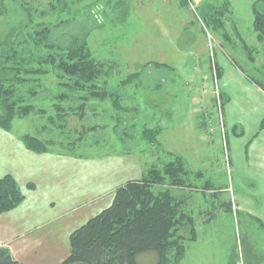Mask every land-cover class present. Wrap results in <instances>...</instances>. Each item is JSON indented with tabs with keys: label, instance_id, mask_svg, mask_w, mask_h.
I'll return each instance as SVG.
<instances>
[{
	"label": "rangeland",
	"instance_id": "1",
	"mask_svg": "<svg viewBox=\"0 0 264 264\" xmlns=\"http://www.w3.org/2000/svg\"><path fill=\"white\" fill-rule=\"evenodd\" d=\"M16 1H4L9 12L0 16V38L18 17ZM20 1L48 11L44 20L68 19L61 29L65 33L87 32L93 56L114 64L105 84L115 97H123L122 106L138 112L129 122L131 115L119 113L106 94L86 103L61 101L68 115L60 128L47 119L56 112L45 93L33 102V112L15 118L9 130L0 128V153L7 155L26 148L24 134L49 140L43 153L26 148L42 155L38 177L48 192L52 187L59 192L57 178L67 179L66 193L72 196L62 200L65 206L73 204L72 209L67 207L64 218L45 226H56L46 241L63 242L71 225L74 231L107 207L117 187L139 178L167 150L184 157L187 167L203 176H191L195 186L177 192L188 196L186 212L193 226L191 231L182 224L179 230L184 253L178 264H264V168L254 161L249 145L256 133L253 147L264 135L259 127L263 97L254 88L264 92L253 82H264V52L252 23L254 8L264 2L122 0L125 5L119 6V0H62L59 6L65 9L57 12L51 4L60 0ZM136 70L141 71L138 85L120 87V80ZM55 83L53 74L41 76V88ZM145 125L162 130L158 147L141 139ZM74 160L81 162L76 180L70 178V169L53 178L52 163L64 161L67 166ZM35 181L30 180L34 187ZM136 259L155 264L157 253L142 250Z\"/></svg>",
	"mask_w": 264,
	"mask_h": 264
},
{
	"label": "trees",
	"instance_id": "2",
	"mask_svg": "<svg viewBox=\"0 0 264 264\" xmlns=\"http://www.w3.org/2000/svg\"><path fill=\"white\" fill-rule=\"evenodd\" d=\"M4 1L0 0V16L9 12ZM61 2L51 4V10H64L65 7L59 6ZM118 4L125 5L122 0ZM15 8L18 17L0 38L1 129L9 130L15 118L33 112V102L40 100L45 93L53 101L56 112V117L49 114L47 119L56 127L62 128L68 115L67 108L59 104L61 101L73 99L86 103L99 96L103 98L105 94L119 113H128L131 115L129 122L134 121L138 114L136 109L122 106L123 97L120 94L115 97L105 84L114 73L113 62L93 56L87 32L65 33L61 29L69 23L68 19L44 20L48 11H37L36 7L20 0L16 1ZM124 9L126 14L127 8ZM33 11L38 13L36 19ZM252 21L256 41L264 52V4L254 8ZM47 74H53L56 83L43 89L41 76ZM140 74V70L130 73L120 80L119 86L138 85ZM253 82L264 92V82ZM39 111L43 112L42 109ZM259 127H264V116ZM160 131L159 127L145 125L140 137L158 147ZM21 140L27 149L36 153L45 152L50 144L49 140L43 141L31 134H24ZM162 150L165 149L161 147ZM163 155V160L151 165L139 178L117 187L107 207L70 233L68 255L58 264H140L136 255L142 250L157 253L155 264H178L184 253L179 230L182 224L190 225L191 231L193 226L186 212L188 196L177 192L191 190L195 186L191 176L195 180L203 176L200 172L193 173L184 157L167 150ZM27 187L31 189L34 186L29 182ZM23 199L24 194L14 177L2 175L0 213L13 209ZM0 264L26 263L15 259L8 248L0 245Z\"/></svg>",
	"mask_w": 264,
	"mask_h": 264
},
{
	"label": "crops",
	"instance_id": "3",
	"mask_svg": "<svg viewBox=\"0 0 264 264\" xmlns=\"http://www.w3.org/2000/svg\"><path fill=\"white\" fill-rule=\"evenodd\" d=\"M251 87L253 86L251 85ZM254 91L260 93L264 103V93L260 92L258 88H254ZM199 99H201L200 96ZM161 131L159 135H161ZM256 134L252 137L249 145L253 151L254 161L257 165L264 168V135L261 141L253 147L254 140L259 136L258 133ZM8 154L0 153V160L4 159V163H6L5 166L0 164V167L3 166L1 167L2 175L10 174L15 178L24 194V199L10 211L0 213V215H5L0 216V245L8 248L10 254L15 259L26 264H51V261H58L59 263L68 252V234L74 227L71 225V229L66 231L65 239L59 243L58 240L57 242H53L52 239L46 241L48 240V235L52 233V229L56 226H52L49 229L45 228V226H49L51 222L57 221L58 218H64L67 213V207L72 209L73 204L65 206L62 200L64 197L72 196L71 192L70 194L66 193L68 190L64 183L66 184L67 179L60 180L57 178V185L60 187L59 192H56L55 187H52V192H48L45 189L46 185H43L41 183L42 179L38 177L40 173L42 174V171H40L43 168L41 162L42 155L35 154L21 147L19 152L16 150ZM62 159L64 160L65 157ZM77 161L74 160L73 163H69L70 165L67 166L64 161L57 162L56 164L52 163V168L54 169L53 178L60 171L64 170L66 173V169H70L73 171L70 178L76 180V172L80 176L79 166L81 163ZM0 163L2 162L0 161ZM111 163L110 161V165ZM39 164L41 165L40 168L38 167ZM32 179L37 180L35 181V187L27 189L26 183ZM20 182L22 183L20 184ZM53 192L57 195H53ZM45 214L46 216L44 217Z\"/></svg>",
	"mask_w": 264,
	"mask_h": 264
},
{
	"label": "built area",
	"instance_id": "4",
	"mask_svg": "<svg viewBox=\"0 0 264 264\" xmlns=\"http://www.w3.org/2000/svg\"><path fill=\"white\" fill-rule=\"evenodd\" d=\"M220 127H221V133H220V135L222 136L223 134H224V126H223V123H220ZM209 132L210 133H213V130H212V128L209 130Z\"/></svg>",
	"mask_w": 264,
	"mask_h": 264
}]
</instances>
